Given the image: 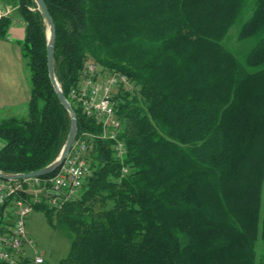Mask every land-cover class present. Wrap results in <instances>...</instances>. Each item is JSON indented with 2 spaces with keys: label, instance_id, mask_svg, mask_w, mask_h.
<instances>
[{
  "label": "trees",
  "instance_id": "1",
  "mask_svg": "<svg viewBox=\"0 0 264 264\" xmlns=\"http://www.w3.org/2000/svg\"><path fill=\"white\" fill-rule=\"evenodd\" d=\"M44 2L75 140L101 133L69 97L85 64L129 81L114 96L123 162L95 139L80 196L35 206L67 231L57 264H264V0ZM4 3L25 24L30 99L28 119L0 120V172L25 174L57 158L69 116L48 79L43 17L32 0ZM11 22L0 18V40ZM237 22L246 53L224 46Z\"/></svg>",
  "mask_w": 264,
  "mask_h": 264
},
{
  "label": "built area",
  "instance_id": "2",
  "mask_svg": "<svg viewBox=\"0 0 264 264\" xmlns=\"http://www.w3.org/2000/svg\"><path fill=\"white\" fill-rule=\"evenodd\" d=\"M124 88H129L126 76L103 74L93 62H87L69 97L84 117L101 127V133H84L75 140L63 164L49 178L0 179V264H46L28 238L25 222L42 202L59 210L80 196L90 175L87 157L95 139L110 142L114 157L123 162L126 148L119 138L121 122L115 112L114 96ZM122 174H127L125 167Z\"/></svg>",
  "mask_w": 264,
  "mask_h": 264
},
{
  "label": "rangeland",
  "instance_id": "3",
  "mask_svg": "<svg viewBox=\"0 0 264 264\" xmlns=\"http://www.w3.org/2000/svg\"><path fill=\"white\" fill-rule=\"evenodd\" d=\"M2 16H10L11 21L23 22L16 15L15 9L12 8V6L6 5L4 0H0V18ZM22 24L23 27H25L24 22ZM240 24V22H237L236 25L230 29L224 41V46L234 53L239 51L246 53L249 49V42L241 44L237 41V31ZM25 63L27 64V61H25ZM26 69L28 71L27 65ZM17 116L28 119L27 107L22 108L16 113V117ZM25 230L28 238L33 241L35 248L39 251L46 264H57L66 258L70 248V241L67 236V231L59 226L55 219L49 222L43 212H34L26 220ZM256 250L258 253L264 251V245L259 243Z\"/></svg>",
  "mask_w": 264,
  "mask_h": 264
},
{
  "label": "crops",
  "instance_id": "4",
  "mask_svg": "<svg viewBox=\"0 0 264 264\" xmlns=\"http://www.w3.org/2000/svg\"><path fill=\"white\" fill-rule=\"evenodd\" d=\"M22 23L12 21L7 38L0 40V120L16 117L30 99L29 74L17 44L24 38ZM3 146L0 140V150Z\"/></svg>",
  "mask_w": 264,
  "mask_h": 264
},
{
  "label": "water",
  "instance_id": "5",
  "mask_svg": "<svg viewBox=\"0 0 264 264\" xmlns=\"http://www.w3.org/2000/svg\"><path fill=\"white\" fill-rule=\"evenodd\" d=\"M37 7V10L43 17V21L46 26V64H47V73L48 79L51 84V87L60 103V105L65 109L69 116V130L65 140L64 145L62 146L57 158L48 166L38 171L25 173V174H4L0 172V179L2 180H22L29 178H41L53 174L64 162L67 157L75 139L77 136V117L74 113L70 103L65 98L61 86L57 81L54 69V44L56 30L55 25L50 16L47 6L44 0H32ZM50 194L57 195L55 192H50Z\"/></svg>",
  "mask_w": 264,
  "mask_h": 264
}]
</instances>
